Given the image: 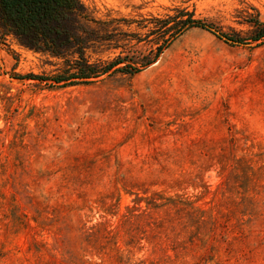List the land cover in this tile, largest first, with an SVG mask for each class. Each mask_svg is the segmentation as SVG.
<instances>
[{
    "label": "rangeland",
    "instance_id": "374dc122",
    "mask_svg": "<svg viewBox=\"0 0 264 264\" xmlns=\"http://www.w3.org/2000/svg\"><path fill=\"white\" fill-rule=\"evenodd\" d=\"M57 54L0 25V264H264V41L191 28L130 76L67 65L151 58L186 11L232 37L264 0H80Z\"/></svg>",
    "mask_w": 264,
    "mask_h": 264
},
{
    "label": "trees",
    "instance_id": "16d2710c",
    "mask_svg": "<svg viewBox=\"0 0 264 264\" xmlns=\"http://www.w3.org/2000/svg\"><path fill=\"white\" fill-rule=\"evenodd\" d=\"M82 12L80 0H0V25L8 33L23 40L31 49L43 51L47 47L49 51L57 54L63 46L71 44L73 37L68 33L66 23L73 15ZM153 31L162 39L156 45L151 58L140 63L136 68L134 63H125L122 59H114L109 63L90 62L85 57L74 60L67 65V69L61 75L51 80L56 85H87L114 72H120L134 76L148 66L154 64L173 41L191 28L207 31L226 44L235 47L248 44V41H264V22L256 21L250 38L232 37L217 31L212 25L195 19L186 11H178L175 15L161 20L155 18Z\"/></svg>",
    "mask_w": 264,
    "mask_h": 264
}]
</instances>
